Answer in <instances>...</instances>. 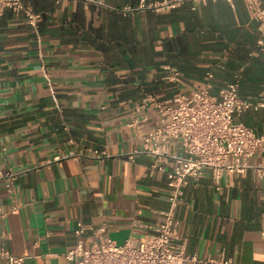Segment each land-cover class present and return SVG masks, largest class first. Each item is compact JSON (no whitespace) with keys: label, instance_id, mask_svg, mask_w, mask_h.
<instances>
[{"label":"crops","instance_id":"obj_1","mask_svg":"<svg viewBox=\"0 0 264 264\" xmlns=\"http://www.w3.org/2000/svg\"><path fill=\"white\" fill-rule=\"evenodd\" d=\"M101 1L24 0L39 15L36 31L22 14L0 16V173L23 171L11 193L0 180V247L22 264H72L65 253L78 222L91 246L102 233L117 244L142 238L147 230L136 223L164 219L173 161L151 168L141 134L160 116L141 106L147 94H190L207 73L213 95L236 76L241 98L264 90V31L243 0L159 11L137 9L139 0ZM164 66L183 73L185 85L168 81ZM236 120L264 133V108ZM170 146L180 153L178 142ZM92 150L109 156L94 159ZM69 152L80 156L53 161ZM176 218L186 254L264 264V176L225 174L219 189L210 171L191 178Z\"/></svg>","mask_w":264,"mask_h":264},{"label":"built area","instance_id":"obj_2","mask_svg":"<svg viewBox=\"0 0 264 264\" xmlns=\"http://www.w3.org/2000/svg\"><path fill=\"white\" fill-rule=\"evenodd\" d=\"M58 1V0H57ZM84 5H102L101 0H73ZM186 1L195 3L206 0H139L137 9L163 10L173 9ZM232 2L233 0H226ZM251 15L264 31V0H243ZM11 10L22 14L28 26L34 31L38 28L39 15L24 0H0V16ZM262 43V41H260ZM166 79L185 85L184 75L178 70L164 66ZM211 73L205 76L206 84L186 94L178 90L171 99L161 100L154 94H147L141 106L152 105L160 116L158 126L141 134L142 140L149 146L148 151L155 157L151 168L164 170L159 162L173 161V168L167 172L169 208L163 213L164 219L156 225L136 223L147 230L142 238H127L122 244L115 243L107 234L102 233L97 243L86 246L82 240L85 227L78 222L74 230L75 245L65 253V259L72 264H235L223 253L200 258L185 253L179 244L177 234V208L184 203V189L191 178H199L210 171L219 189V182L225 174L244 173L252 170L259 177L264 176V162L254 163L259 156L264 158V133L257 135L253 129L236 120L249 108H264V90L257 100L243 99L239 96V77L222 88L218 95L210 92ZM134 124V123H133ZM140 128L141 125H136ZM178 142L180 153H171V143ZM73 152L55 156L53 161L66 158H79ZM94 159L109 156L105 151L92 150ZM23 172V171H21ZM21 172L6 170L0 173L7 191H13V185ZM1 218V216H0ZM1 237V229H0ZM22 264L23 257L12 255L0 247V263Z\"/></svg>","mask_w":264,"mask_h":264}]
</instances>
